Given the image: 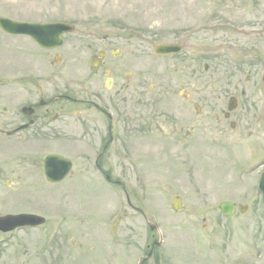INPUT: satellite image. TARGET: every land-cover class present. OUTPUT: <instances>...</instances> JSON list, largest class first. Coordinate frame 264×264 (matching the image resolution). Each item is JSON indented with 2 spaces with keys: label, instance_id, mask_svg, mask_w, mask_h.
Listing matches in <instances>:
<instances>
[{
  "label": "rangeland",
  "instance_id": "obj_1",
  "mask_svg": "<svg viewBox=\"0 0 264 264\" xmlns=\"http://www.w3.org/2000/svg\"><path fill=\"white\" fill-rule=\"evenodd\" d=\"M217 15L229 27L226 41L230 48L216 77L225 76L229 82L225 89L231 93L230 81L243 80L247 73V67L242 70L239 64L242 43L260 41L257 55L264 58V39L256 38L258 35L248 39L241 33V28L264 32V0H0V16L35 22L60 20L76 26V31L66 34L63 44L51 51L52 65L36 71L29 58L34 56V41L0 27V101H6L8 95L17 99L19 93L11 87L26 84L31 73L37 74L34 80L41 77L52 94L60 91L57 85L71 93L82 85L104 88V74L97 82L85 80L96 62L92 49L85 46L95 35H112L117 37L116 50L111 52L109 64L123 66L134 79L143 77L148 88L146 113L164 100L167 111L175 112V103H183L181 96L187 93L194 94L204 108L211 104L220 108L219 92L208 93L206 88L216 72L205 68L210 57L207 28ZM186 38L189 46L180 55L160 57L153 52L157 42L181 43ZM183 56L193 59L192 70L188 63L176 67ZM261 62L260 74L264 73V59ZM189 74L193 86L187 84ZM153 83L157 89L164 84V95L151 91ZM24 100L21 97L12 103L11 120L2 117L0 102L1 125L12 128L24 120L16 110ZM79 107L77 103L65 109L64 143L54 138L51 148L44 151L72 158L67 178L50 183L43 171L42 176L34 174L36 168L25 163L33 180H27L26 185L24 181L17 194L0 186V214L35 212L47 218L44 225L23 227L14 236L0 235V264H139L141 258L144 264H264V204L256 171L258 148L252 138L216 146L210 144L217 142L202 138L190 152V164L174 157L170 162L149 165L143 169L146 177L140 183L117 155L114 179L133 175L131 179L127 176L131 183H107L94 164V137L80 140L75 113ZM18 150L12 143L4 144L0 161L14 165L20 158L22 163L27 159L22 154L31 149ZM175 195L183 197L179 211L172 206ZM226 199L248 206L226 217L219 208ZM153 223L164 233L162 245L158 246L160 231L151 228Z\"/></svg>",
  "mask_w": 264,
  "mask_h": 264
},
{
  "label": "flooded vegetation",
  "instance_id": "obj_2",
  "mask_svg": "<svg viewBox=\"0 0 264 264\" xmlns=\"http://www.w3.org/2000/svg\"><path fill=\"white\" fill-rule=\"evenodd\" d=\"M228 29L225 21L218 15L207 28L210 57L209 64L207 63L205 68L208 72L215 71L216 74L208 79L206 88L208 93L219 92L220 108L212 104L204 108L194 94L187 93L181 96L183 103H175V106L177 104L175 112V109L167 111L168 102L164 100L158 107L150 108L149 113H146L147 104L144 103V95L148 94V88L143 77L134 79V74L123 66L109 64V56L116 50L117 37L112 35L101 38L95 35L93 41L85 46L92 49L96 61L85 80L94 79L97 82L98 77L104 74L106 76L104 88L82 85L79 90L75 88L71 93L67 89L64 90V86L57 85L60 91L52 94L49 86L41 82L43 79L39 77L34 80L37 74L31 73L32 77L26 84L11 87V90L19 93L17 99L26 98L24 104L16 109L24 120L12 128L0 124V147L12 143L18 147L17 152L20 150L25 152L27 148L31 151L29 154H22L27 158L23 159L22 163L20 158L18 162L17 160L14 162V165L13 162L0 161V186L14 189L17 194L21 184L26 181V185L27 180H33L34 174L43 171L45 176L44 159L49 153L44 154V151L51 148L54 138L64 143L68 125L65 109L77 103L80 105L75 112L80 127V140L94 137L92 145L96 151L94 164L101 178L107 183L123 185L131 183L127 179L128 175H118L119 177L114 179L116 167L114 158L117 155L123 158V165L126 169H130L129 173L131 169L133 170L136 181L140 183L142 178L146 177L143 169L149 165L163 161L170 162L174 157L183 158L185 163L190 164L192 162L190 152L202 138H205L206 142H217L210 144L211 146L240 144L252 138L254 146L258 148L256 171H259L260 179L264 172V73L260 74L259 70L261 60L264 58L257 55L260 41L256 42L252 39L253 41L242 43L243 55L239 64L242 70L247 67V73L243 80L230 81L233 92L230 93L225 89V86L229 85L225 76H216L221 63L226 61L225 56L230 48L226 41ZM241 33L248 39L257 35L259 37L256 38L264 39L262 37L264 32H244L241 28ZM32 40L36 44L34 56L29 57L33 61L30 63L34 67L33 71L42 66V68L50 67L53 56L51 51L55 48L42 47L34 39ZM188 41L189 38L181 43L175 41L182 45V50L171 56L184 53L189 46ZM192 60L191 57L183 56L176 67H184L183 64L188 63L187 66L192 70L194 64ZM38 76H41V73ZM48 81L49 78L45 79L46 83ZM187 84L194 85L191 74L188 76ZM158 87L153 83L151 91L158 90L164 95L165 92L162 91L164 84H161V89H157ZM22 90H25L26 94ZM10 97L13 98L15 95L6 96L7 100L3 103L0 101L4 110L2 117L9 120L14 119L12 116L14 112H11L14 108L12 103L17 100H12ZM259 102L262 104L259 105ZM196 114L204 115L205 120L198 118ZM170 123L171 128L167 126ZM244 126L245 131H242ZM181 152L182 155L179 154ZM56 153L64 155L62 152ZM25 163L31 164L37 171L33 174ZM131 176L133 175H129L128 178L131 179ZM127 196L129 197L128 194ZM6 234L10 233L0 232V235Z\"/></svg>",
  "mask_w": 264,
  "mask_h": 264
},
{
  "label": "water",
  "instance_id": "obj_3",
  "mask_svg": "<svg viewBox=\"0 0 264 264\" xmlns=\"http://www.w3.org/2000/svg\"><path fill=\"white\" fill-rule=\"evenodd\" d=\"M0 26L11 33H24L33 36L38 43L46 47L58 46L62 43V34L71 32L75 26L67 22H47L32 23L14 21L9 18L0 17ZM181 50L177 43H158L154 45V52L158 55H168ZM45 174L52 182L61 181L70 171L72 161L66 156L60 154H49L45 158ZM260 188L264 192V175L260 181ZM182 198L175 196L172 203L176 209H180ZM220 209L226 215H231L235 210V205L231 201H222ZM241 210L245 209L240 205ZM45 222L43 216L32 213L8 214L0 217V229L3 231L13 230L16 227L25 225H39Z\"/></svg>",
  "mask_w": 264,
  "mask_h": 264
},
{
  "label": "bare ground",
  "instance_id": "obj_4",
  "mask_svg": "<svg viewBox=\"0 0 264 264\" xmlns=\"http://www.w3.org/2000/svg\"><path fill=\"white\" fill-rule=\"evenodd\" d=\"M179 7H180V6H177V7L175 6V8H179ZM181 7H182V6H181Z\"/></svg>",
  "mask_w": 264,
  "mask_h": 264
}]
</instances>
